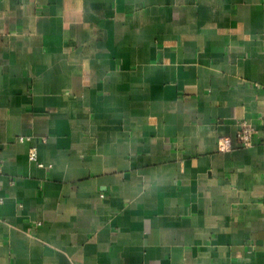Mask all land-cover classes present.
<instances>
[{"label": "crops", "instance_id": "obj_1", "mask_svg": "<svg viewBox=\"0 0 264 264\" xmlns=\"http://www.w3.org/2000/svg\"><path fill=\"white\" fill-rule=\"evenodd\" d=\"M0 160V264H264V0H0Z\"/></svg>", "mask_w": 264, "mask_h": 264}, {"label": "built area", "instance_id": "obj_2", "mask_svg": "<svg viewBox=\"0 0 264 264\" xmlns=\"http://www.w3.org/2000/svg\"><path fill=\"white\" fill-rule=\"evenodd\" d=\"M254 131L255 130L252 127H250L246 122L241 125V129L238 134V139L243 146L250 147L252 145ZM232 145H233L232 139L224 138L219 144V149L222 152L229 151ZM31 159L36 160L35 152L31 153ZM1 173H2V161L0 160V176Z\"/></svg>", "mask_w": 264, "mask_h": 264}]
</instances>
